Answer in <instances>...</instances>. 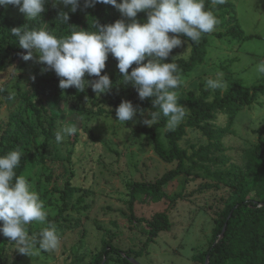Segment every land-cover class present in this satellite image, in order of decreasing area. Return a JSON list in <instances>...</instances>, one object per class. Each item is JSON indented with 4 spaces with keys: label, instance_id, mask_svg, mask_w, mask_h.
Here are the masks:
<instances>
[{
    "label": "rangeland",
    "instance_id": "obj_1",
    "mask_svg": "<svg viewBox=\"0 0 264 264\" xmlns=\"http://www.w3.org/2000/svg\"><path fill=\"white\" fill-rule=\"evenodd\" d=\"M232 2L233 7L221 12V21L219 18L216 30L207 38L204 62L182 77L186 83L179 91V102L187 111L183 122L189 116L188 92L200 94L201 85L205 88L206 80L217 73H222L225 81L222 91L233 80L246 87L264 83V76H257L255 72V65L264 60V0ZM2 9L9 19H27L16 7ZM233 25L243 35L224 33ZM217 32L224 34L218 36ZM181 40L183 43L178 48L182 55H187L190 45ZM35 54L31 60L19 59L0 71V89L7 92V96L0 92V126L19 108V92L26 89L27 78L32 74L50 77L55 73L42 71L43 65H37L38 54ZM102 71L123 81L117 64L106 62ZM13 93L14 97L10 98ZM104 94L108 95V92ZM213 95L214 90L211 98ZM256 96L252 104L245 105L236 116L217 112L210 122L212 136L205 135L201 129L188 127L187 135L180 141L181 146L189 154L203 148L205 159L195 157L196 165L186 161L187 169L165 186L166 197L162 200L152 202L138 196L133 210L136 217L150 218L155 212L167 211L172 221L171 229L161 232L146 253L137 258L140 264H199L195 257L208 249L218 214L235 193V176L245 173L248 150L258 142V130L264 126V92ZM103 105L108 110L113 108L111 104ZM96 110L97 107L89 103L78 109L68 103L56 130L75 124L78 135L57 144L54 133L47 147V151H52L49 155L56 158L49 162L52 167L32 160L22 173L44 201L48 219L56 225L60 235V246L53 251L37 249L33 256L25 255L15 249L13 242L0 235V264H89L106 240L125 251L143 246L148 227L136 218L129 220L128 183L154 180L174 168L177 162H166L154 151L151 140L143 132L148 126L143 123L147 114L137 111L133 120L123 126L116 121L115 113L98 115ZM33 122L38 123L36 119ZM164 132L165 129L161 131L162 140L169 147ZM43 138L44 135L38 133L37 139L42 141ZM207 171L212 173L209 175ZM216 171L230 172V176L215 177ZM215 180L220 183V188H201ZM65 186L75 189L69 198L65 196ZM254 195L252 192L250 197ZM61 209L62 214L58 216ZM45 226L29 225L30 235L38 236ZM109 256L113 259L108 264H123L116 259L119 256L116 253L110 252Z\"/></svg>",
    "mask_w": 264,
    "mask_h": 264
},
{
    "label": "trees",
    "instance_id": "obj_2",
    "mask_svg": "<svg viewBox=\"0 0 264 264\" xmlns=\"http://www.w3.org/2000/svg\"><path fill=\"white\" fill-rule=\"evenodd\" d=\"M229 7H233L232 0H226L222 5H213L211 0H206V8L211 10L218 20L220 18V21L223 16H221V12ZM61 12L69 14L70 19L67 23L58 19ZM120 19L124 20L125 23L131 22L129 18L122 16L111 5L98 3L94 7H85L84 0H80V6L76 12H72L70 6H54L47 0L45 10L37 20L15 21L9 19L2 6H0V71L5 70L7 64H14L17 60L22 59V55L26 52L19 46L17 38L11 35V29L14 27H47L49 31H53L57 35H64L69 32L70 28L89 30L93 22L98 25H107ZM136 19L139 22L142 19H147V12L141 11ZM224 33L243 35V32L238 30L236 25H233L228 29V32ZM224 33L217 32L216 35L222 36ZM210 34H205L198 44L193 43L182 34L181 38L190 45L189 53L182 55L180 48L176 47L165 62L173 60L178 64L181 76L187 75L189 71L204 62L207 54V38ZM35 55L33 53V58H35ZM106 62L118 63L111 54ZM37 65L41 66L39 63ZM135 66V64L132 65V67ZM103 74H107L112 81V88L108 91V95L95 93L91 88V82L97 77L88 76L87 74L84 79L89 81V84L86 85L84 91H78L74 87L60 89V78L55 73L50 77H45L42 74H32L26 79V89L19 92V108L10 115L6 123L0 126V155L14 150L17 146L22 147L24 150L20 167L17 170L18 174L22 175L24 169L32 160L43 163L48 168L52 167L49 162L51 159L56 158L49 155L52 151H47V147L68 103L74 104L77 109L84 108L85 104L89 103L91 106L97 107L96 112L98 115L105 116L114 114L116 107L122 100L131 101L138 112L145 113L147 116L149 112L157 111L153 108L152 98L140 100L136 89L131 83H124L115 75L108 74L105 71L101 72V75ZM181 89L182 87L178 89V92ZM0 92L7 96L5 89ZM262 92H264V83L246 87L236 80L231 81L225 91L214 90L213 98H211L212 90L204 88L203 85H201L200 94L189 91L187 96L189 109L187 121L181 123L175 131L164 132L169 147L165 145L161 136V131L165 129V117L161 116L159 122L153 126L144 127L143 132L151 140L154 151L164 161L177 162V165L161 176H157L154 180L128 183L129 208L131 210L129 220L136 218L138 221L145 222L148 227L145 231L147 238L143 246L138 250L131 248L125 251L113 245L111 240H106L103 248L89 264H102L103 262L108 264L113 259L109 256L110 252L119 255L116 259L123 264H135L132 259H137L146 253L150 243L155 242L156 237L161 232L170 230L172 221L167 211L155 212L150 218L136 217L133 211L134 202L139 195L146 201L162 200L166 197L165 186L178 177L183 170L187 169L186 161H192L196 165L195 157L199 160L205 159L203 148L189 154L187 149L181 146L180 141L187 135L188 127L201 129L205 135L212 136L214 132L210 122L217 112H229L236 116L245 105H251L256 99V95ZM103 104H111L113 108L108 110ZM33 119H36L38 123L33 122ZM38 129H40V132L37 131ZM78 132L79 130L76 135H78ZM38 133L44 135L42 141L37 139ZM258 133V142L248 150L246 171L235 176V193L218 214L208 249L195 257L199 264H206L207 256H209L208 264H264V126L258 130ZM208 160L212 161V158H208ZM207 173L210 175L212 172L207 171ZM226 174L230 176V172L224 173L223 171H216L213 175L222 177ZM201 188L218 189L220 183L215 180L213 184H203ZM74 191V187L65 186L64 192L68 198L72 196ZM252 192L255 193L254 197H250ZM66 206L67 201L65 202ZM61 211L62 209L58 216L62 214ZM224 227L226 229L223 233Z\"/></svg>",
    "mask_w": 264,
    "mask_h": 264
},
{
    "label": "clouds",
    "instance_id": "obj_3",
    "mask_svg": "<svg viewBox=\"0 0 264 264\" xmlns=\"http://www.w3.org/2000/svg\"><path fill=\"white\" fill-rule=\"evenodd\" d=\"M47 0H0V6L16 7L28 20L39 19ZM53 5L63 4L76 12L80 0H52ZM213 5H222L226 0H211ZM111 5L124 17L131 20H116L107 25L93 22L89 30L70 28L64 35H57L47 27H14L11 35L19 46L26 50L25 61L37 53V63L42 71H54L59 77L60 89L76 88L84 91L89 81L84 77L95 76L92 90L98 95L112 88L107 74L101 75L109 55L117 60V68L124 83H131L140 100L152 98L153 108L143 123L153 126L160 117L166 118L165 131H175L184 121L187 111L181 104L178 89L186 81L180 74L176 62H165L172 50L182 45L180 34L198 44L205 34L216 30L217 16L206 8V0H84L85 7L96 4ZM147 12L146 22L136 17ZM58 19L67 23L70 16L61 12ZM172 35H169V34ZM146 61V62H145ZM135 64V67L132 65ZM131 71L129 72V69ZM257 76H264V60L255 65ZM225 81L222 73L208 78L205 88L223 90ZM2 91V89H0ZM14 97V93L10 98ZM137 108L129 100H122L116 107V121L125 124L137 115ZM150 117V118H149ZM75 124L59 127L55 141L61 144L67 137L76 134ZM22 147L17 146L0 155V235L16 245L21 254L33 256L36 250L53 251L61 244L57 227L49 219L48 210L30 180L18 174ZM46 225L38 236L30 235L29 225Z\"/></svg>",
    "mask_w": 264,
    "mask_h": 264
},
{
    "label": "water",
    "instance_id": "obj_4",
    "mask_svg": "<svg viewBox=\"0 0 264 264\" xmlns=\"http://www.w3.org/2000/svg\"><path fill=\"white\" fill-rule=\"evenodd\" d=\"M225 229H226V227H224V229H223V233H224ZM132 261H133L135 264H140V263L137 261V259H132ZM208 263H209V256H207V259H206V264H208ZM102 264H104V262H103Z\"/></svg>",
    "mask_w": 264,
    "mask_h": 264
}]
</instances>
